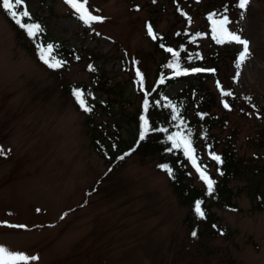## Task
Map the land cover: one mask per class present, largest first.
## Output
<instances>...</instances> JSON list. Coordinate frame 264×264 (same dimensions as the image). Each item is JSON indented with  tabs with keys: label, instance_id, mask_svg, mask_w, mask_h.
Returning a JSON list of instances; mask_svg holds the SVG:
<instances>
[{
	"label": "rangeland",
	"instance_id": "374dc122",
	"mask_svg": "<svg viewBox=\"0 0 264 264\" xmlns=\"http://www.w3.org/2000/svg\"><path fill=\"white\" fill-rule=\"evenodd\" d=\"M175 1L190 20L177 14ZM213 4L87 0L88 10L102 20L85 23L65 0H24L16 7L39 17L45 40L64 41L80 54L53 71L9 22L0 0V247L38 257L28 264H264V209H252L245 193L234 198L239 210L212 205L213 225L193 219L188 226L190 207L158 169L156 156L131 153L112 165L89 136L91 116L110 132L119 124L121 138L134 141L135 123L127 114L143 99L137 69L148 86L162 59L148 26L174 43L178 26L206 28L203 14ZM232 8L226 27L248 40L249 54L239 67V56L222 58L219 76L203 85L214 99L212 111L225 119L213 131L231 135L251 169L264 168V0ZM203 39V50L211 48ZM222 44L223 51H242L238 43ZM95 71L117 82L123 97L117 94L111 103L113 95L91 82ZM73 82L95 88L91 96L100 105L93 113L78 109L63 89ZM182 86L171 85L169 93ZM127 96L130 103L123 100ZM230 183L236 189L244 180Z\"/></svg>",
	"mask_w": 264,
	"mask_h": 264
},
{
	"label": "trees",
	"instance_id": "16d2710c",
	"mask_svg": "<svg viewBox=\"0 0 264 264\" xmlns=\"http://www.w3.org/2000/svg\"><path fill=\"white\" fill-rule=\"evenodd\" d=\"M187 1V0H186ZM200 1V0H199ZM189 2V1H188ZM212 2V1H211ZM214 4L203 14L207 27L190 29L188 27H179L175 29L172 35V42H169L167 36L161 31H156V38L153 39L154 46L160 51L159 62L153 78V81L146 86L143 82V87L139 86V91L143 96L140 99L139 108L137 110L127 114V119H131L135 123V130L133 133L134 140L131 144L121 138L119 124L114 125V131H107L99 124L93 122L91 116L87 118V123L93 127V130L89 132L93 147L103 157L111 160V164L116 162L120 163L124 161L128 153H137L138 155L156 156V165L158 169L165 173L168 179L169 185L172 187L180 201L184 205L190 207L189 212L185 215V222L188 226H193V219H197L204 225H213L214 216L211 212L212 205L219 206L226 210H239L240 207L236 204L234 198L237 193H245L249 199H251L252 209L261 210L264 209V168L262 165L255 166L251 169L249 163L244 161L239 156L235 143L231 140V135L226 138L218 137L216 131H213L214 125L217 122L225 123V119H221L215 111L213 112L211 107L213 106L214 99L209 96L203 82L212 77H218L221 73V60L225 61V57L231 55V57L237 58L239 56V50L233 48L232 50L223 51L224 46L222 43H217L213 39L212 24L209 20V14L216 13L219 18L223 15H227L230 19V11L232 6L237 4L236 0H213ZM177 5V14L183 13L184 21H188L189 12H184V7L175 1ZM19 10V9H15ZM20 11V10H19ZM17 11V12H19ZM6 16L12 26L17 32H20L26 43L36 54L39 62L44 63L40 59L39 49L43 47L45 50L48 45H52V51L50 53L53 60L62 61V65L57 68H50L53 71H60L63 68L68 67L69 61L77 59L80 55L76 48L69 47L64 41H47L45 40L44 32L42 31L39 17L35 14H29L28 17H21L23 23H36L40 25L41 30L34 36H29L24 28H21L15 21V18L9 14L8 10H5ZM199 34V35H197ZM203 38H208L212 47L207 50H203L201 41ZM204 40V39H203ZM164 47H161V45ZM166 48H172L179 52V56L175 60L179 63V69L175 67H168L173 63L174 57ZM48 67L47 64L44 63ZM193 68L213 69L214 71H202L192 72ZM187 69V74H184V70ZM177 71L181 74L177 75ZM96 72L95 78L91 80L97 88L103 90L105 93H110L113 98H110V102H117L115 96L120 95L123 97V91L120 88H116L117 82L113 83L111 79L103 76L100 72ZM163 81V82H161ZM182 81L185 86L180 89L169 93L168 88ZM63 89L73 94L74 89H79L82 92V98L85 104L91 108L90 111H85L81 108L74 96V105L81 111L93 113L96 106H99L97 101L91 96V90L95 88L92 85H86L85 83H68L63 85ZM194 91V92H193ZM195 92H199L195 95ZM149 101L148 112H144V100L146 98ZM167 97V99H163ZM127 96L123 100L130 103ZM159 102V103H157ZM171 103L178 108V119L173 120V112L170 107L164 105ZM102 106V105H101ZM119 108L122 110V104H119ZM141 115H147L149 124L154 129L166 128L167 132L163 131H149L144 140H140ZM181 120L183 124L181 125ZM180 125V127H178ZM224 125V124H223ZM183 129L185 135L191 133L189 139L192 141V147L195 150L197 163L206 170L207 175L215 181L214 190L211 195L208 194L207 186L205 182L200 178L197 171H194L190 160L184 155L183 149L171 148V142L168 140V135L176 133ZM100 133V134H99ZM101 135V136H98ZM214 152L221 157L222 163L211 159L210 153ZM205 153L207 158L203 160ZM258 156V155H257ZM123 157V159H121ZM211 163L215 165V171L210 169ZM116 165V164H115ZM167 166L172 170V174L165 170L162 166ZM223 173V174H221ZM241 178L244 180V184L234 189L231 180ZM196 181V183L194 182ZM196 201H201V208L205 212L204 218H201L195 212Z\"/></svg>",
	"mask_w": 264,
	"mask_h": 264
},
{
	"label": "snow or ice",
	"instance_id": "6c2138e0",
	"mask_svg": "<svg viewBox=\"0 0 264 264\" xmlns=\"http://www.w3.org/2000/svg\"><path fill=\"white\" fill-rule=\"evenodd\" d=\"M66 3H68L71 7H73L77 13H79L80 18L85 22L88 23L90 21H100L102 20V17L92 15L91 12L87 8V0H65ZM24 3V0H2V6L5 10L9 11V14L12 15L15 18L16 23L21 27L24 28L29 36H34L38 31L41 30L40 25L36 23H23L21 20V17H28L29 12L25 9L22 11L17 12L15 10L16 6H22ZM250 0H238L237 6L240 9H246L249 5ZM183 14V13H182ZM216 13L209 14V20L212 24V33H213V39L217 41V43H225V42H235L242 46V51L239 53V57L237 60V66L239 67L240 64H242L247 56H248V40L242 39L240 35L231 32L226 27L229 23V19L227 15H223L219 18H216ZM190 20V18H188ZM148 33L153 37V39L156 38L155 34L153 33L152 27L148 26ZM199 35V34H197ZM52 45H48L47 49L45 50L43 47L39 49L40 52V59L48 65L50 68H57L62 65V61L59 60H53L50 53L52 51ZM161 47H164L162 44ZM166 51L170 52L172 56L174 57L173 63L169 64L168 67H175L179 69V63L175 60L179 56V52L173 50L172 48H166ZM91 69V66H90ZM192 72H202V71H214L213 69H202V68H193L191 69ZM188 70H184V74H187ZM177 75L181 74L179 71L176 73ZM136 75L139 79V83L141 85V88L143 87V80L144 77L140 73V71L137 69ZM163 82V81H161ZM219 87V82H218ZM74 96L77 99V102L80 104L81 108H83L85 111H90L91 108L88 107L85 104L84 99L82 98V92L79 89H74L73 91ZM147 93L146 98L144 100V112H148L149 107V101L147 99ZM222 95L229 96L231 93L229 92H222ZM163 99H167V97H164ZM159 103V102H157ZM165 107H170L172 109V112L174 113L172 116L173 120H177L178 117V108L175 105H172L171 103L164 105ZM225 108H228L229 105L227 103L224 104ZM142 124H141V132H140V140H144L145 136L148 134L149 131H163L167 132L166 128L162 129H154L149 124V119L147 115H141L140 117ZM181 125L183 124V120H181ZM180 127V125H178ZM189 136H191V133H187L185 135L183 129L176 133H172L168 135V140L171 142V148L169 151L173 149H183L184 155L191 160L193 163V166L196 167L197 172L200 175V178L205 182L208 190V194L211 195L214 190V184L215 181L212 180L206 173V170L203 169L198 163L196 156L194 155L195 150L192 147V141L189 139ZM125 155H128V153H125ZM211 159L217 161V163H222L221 157L219 155H216L214 152L210 153ZM123 159V157H121ZM165 170L169 172V175L172 174V170L170 168H167V166H162ZM223 174V173H221ZM201 201H196L195 203V212L197 215L201 218H204L205 212L201 208ZM19 227H23L22 225ZM197 233L195 231L192 232V236L195 237ZM38 257L36 256H27L22 252H13L10 251L4 247H0V264H17V262H21V264H28L29 261H35Z\"/></svg>",
	"mask_w": 264,
	"mask_h": 264
}]
</instances>
